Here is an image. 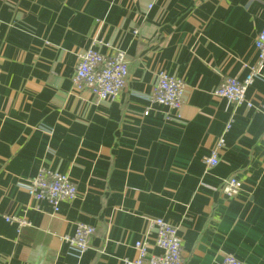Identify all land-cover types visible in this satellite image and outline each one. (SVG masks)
<instances>
[{
	"label": "crops",
	"instance_id": "crops-1",
	"mask_svg": "<svg viewBox=\"0 0 264 264\" xmlns=\"http://www.w3.org/2000/svg\"><path fill=\"white\" fill-rule=\"evenodd\" d=\"M263 28L264 0H0V264H125L144 239L158 254L154 217L179 228L183 264L226 254L264 264V61L247 91L253 107L213 94L257 65ZM91 46L126 53L115 100L73 90ZM162 71L186 85L178 120L151 99ZM40 165L77 185L58 211L27 193ZM230 176L241 183L232 198ZM4 215L30 224L18 231ZM78 222L97 229L80 254L62 239Z\"/></svg>",
	"mask_w": 264,
	"mask_h": 264
},
{
	"label": "built area",
	"instance_id": "built-area-1",
	"mask_svg": "<svg viewBox=\"0 0 264 264\" xmlns=\"http://www.w3.org/2000/svg\"><path fill=\"white\" fill-rule=\"evenodd\" d=\"M258 49V63L242 80L226 76L220 85L213 90V94L225 97L237 105L253 107V102L247 97L248 87L253 83L264 61V28L256 39ZM129 78V65L125 51L114 49L106 55L98 51L94 46L85 49L79 54L75 74L72 79L73 90L80 92L90 91L98 101L115 100L123 92ZM186 85L183 79L162 71L151 92V99L176 111V116H168L170 120H178L182 117L180 110L185 102ZM264 110V105H263ZM149 110L144 112L145 115ZM231 128L229 121L223 133L217 138L211 154L203 157L207 168L219 163V153L226 145L225 134ZM28 195L37 201L46 200L55 211L60 208L61 202L72 201L78 195L76 183L68 174H64L46 165H40L37 173L26 181ZM241 189V183L236 176L224 179L222 191L227 197H235ZM6 221L14 223L18 231L29 225L25 217L17 215H4ZM150 228L155 231V246L158 254L149 251L148 241L137 240L134 247L137 256L133 259H125V264H183L184 253L179 228L162 217L149 219ZM95 226L78 222L73 234L62 237L73 250L84 253L91 244L96 234ZM217 264H245L233 254H226Z\"/></svg>",
	"mask_w": 264,
	"mask_h": 264
}]
</instances>
